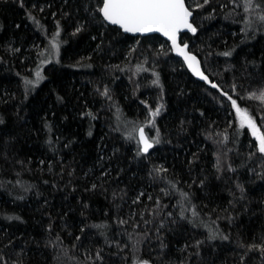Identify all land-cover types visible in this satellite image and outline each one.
I'll list each match as a JSON object with an SVG mask.
<instances>
[{
	"label": "trees",
	"instance_id": "16d2710c",
	"mask_svg": "<svg viewBox=\"0 0 264 264\" xmlns=\"http://www.w3.org/2000/svg\"><path fill=\"white\" fill-rule=\"evenodd\" d=\"M211 1L180 40L218 89L159 35L107 25L102 0H0V264H264V154L232 105L264 134L245 97L264 89V0Z\"/></svg>",
	"mask_w": 264,
	"mask_h": 264
},
{
	"label": "snow or ice",
	"instance_id": "6c2138e0",
	"mask_svg": "<svg viewBox=\"0 0 264 264\" xmlns=\"http://www.w3.org/2000/svg\"><path fill=\"white\" fill-rule=\"evenodd\" d=\"M208 2L209 0H204V4ZM21 6H23V4H21ZM202 6L203 5H197V7ZM244 7L246 11L252 8L253 0H244ZM256 7L259 8V5H256ZM98 12L105 21L114 25H119L125 32H163L164 35L172 40L173 45L185 56L187 61H195L194 56L185 53L184 49L179 48L176 44V33L181 28H187L192 32L196 31L188 22V17L191 15V12L185 7V0H102V7L98 9ZM258 19L264 21V15H260ZM79 30L78 28L77 31ZM58 34L57 32L55 35ZM52 47L58 48V45L53 42ZM186 47L187 45H184V48ZM223 55L227 56L230 55V53L225 52ZM189 67H192V63H189ZM198 74L201 75L203 79L207 80V77L203 76L202 73ZM37 77L38 79L42 78L39 72H37ZM25 83L32 84V81H25ZM153 83H158V80L153 81ZM213 87H216V85L213 84ZM105 94L107 93L105 92ZM225 95L227 94L225 93ZM249 98L257 99L264 103V89H262L259 94L250 93ZM229 99H231V97H229ZM232 105L236 108L237 113L241 115L242 125L246 121L248 127L252 129L253 135L256 136L258 140V151L264 154V134L257 135L254 121L248 116L246 110L242 111L239 109L235 100H232ZM159 111L160 108H157L152 115H158ZM140 137V142L143 145L140 151L147 152L148 149L152 147V143H149L148 140L144 138L143 128L140 129ZM93 187H95V185H93ZM9 219H12V217H9ZM225 239L227 238L225 237ZM249 247L253 248L260 246L250 245ZM262 251H264V249H262ZM143 264H148V262L144 261Z\"/></svg>",
	"mask_w": 264,
	"mask_h": 264
},
{
	"label": "rangeland",
	"instance_id": "374dc122",
	"mask_svg": "<svg viewBox=\"0 0 264 264\" xmlns=\"http://www.w3.org/2000/svg\"><path fill=\"white\" fill-rule=\"evenodd\" d=\"M200 1L201 2H203V4H204V0H185V4H186V6L189 8V10L190 11H192V14L194 15V10L196 9V7H197V5H200ZM212 1L211 0H209V2L208 3H211ZM207 3V4H208ZM102 18V17H101ZM103 20V19H102ZM191 22H192V24H193V26L195 27V25H194V23H193V16H192V19H191ZM30 69V67L29 66H26V71H28ZM233 89H235V86H233L232 87ZM236 94H237V92H236ZM248 96V95H247ZM247 96H245L246 97V99H249V97H247ZM241 98H242V100H243V96L241 95ZM148 105V107L149 108H151V110H150V113H149V110L145 113L144 111V115H143V117H141L140 119H145L146 121H147V119H148V121H149V123H151V125H149L148 126V132H149V134H151V135H153V134H155V132H156V130L158 129V119H159V117L161 116V113H162V111H163V109H162V107L160 106V107H156L155 108V106L153 105H150V104H147ZM157 108H160V111H159V114L158 115H155V116H153L152 115V113L153 112H155V110L157 109ZM150 114V115H149ZM149 116V117H148ZM156 120H157V126L155 125V122H156ZM148 123V124H149ZM153 123H154V125H153ZM156 126V127H155ZM167 142V144H169L170 143V140H167L166 141ZM126 150V149H125ZM131 150V153H134L133 152V150L130 148V149H127L126 150V152H128V151H130ZM154 151L155 150H152L149 154H145L146 156H144L143 158H145L144 159V164H145V162H147L148 163V160H149V158H151L150 156H153L154 155ZM104 160V159H103ZM155 163H156V165H155V167H153V166H150L149 164L147 165V164H145V165H147V167H148V170H153L156 174H157V176H158V178L161 180H163V177H164V175H162V171L161 170H163V167H164V165H161V162H158V161H155ZM161 169V170H160ZM148 178H150L151 179V175L149 174V176H148ZM160 189V188H159ZM160 190H162V189H160ZM144 195L145 194V198L143 199V200H141L140 199V197H141V195ZM125 196H128V194L126 193L125 194ZM156 198H157V203H159V197L158 196H156ZM134 200H135V203H141L143 206L145 205V203L147 202V201H149V193L147 192V191H143V188H141L140 187V189L138 190V194L134 197ZM130 201V199H128V200H126V202H127V205H129V203H130V206L133 204V201H132V199H131V201ZM128 208H130L129 206H128ZM115 216V214H113L112 216H111V222L113 223V225H115L116 227H117V223H118V221H119V219H116V217H114ZM168 218H169V220L171 219H173V217L171 216V215H168ZM109 222V221H108ZM107 222V223H108ZM110 223V222H109ZM114 226V227H115ZM115 230V229H114ZM96 232V231H95ZM125 235L126 234H124V232L122 231V233H121V231H118L117 232V228H116V230H115V239L113 240V241H110V240H108V241H106V245H109L110 246V244H112V246H116V247H120L119 248V250L120 249H123V247L125 246H122V243H123V239L125 240ZM107 239V238H106ZM103 240H105V239H103ZM115 243V244H114ZM81 249H82V247H81ZM85 249H83L82 251H84ZM85 252H86V250H85ZM148 264H150V263H148Z\"/></svg>",
	"mask_w": 264,
	"mask_h": 264
},
{
	"label": "water",
	"instance_id": "95a60500",
	"mask_svg": "<svg viewBox=\"0 0 264 264\" xmlns=\"http://www.w3.org/2000/svg\"><path fill=\"white\" fill-rule=\"evenodd\" d=\"M100 7H102V2H101ZM185 7L188 8V7L186 6V4H185ZM188 10H189V8H188ZM189 11H190V10H189ZM190 12H191V15L188 17V22L192 25V27H194L193 24H192V22H191V19H192L193 14H192V11H190ZM100 16L102 17V15H100ZM102 19H103V17H102ZM103 21H104L106 24L110 25V26H115V27H117V28L120 29L123 33L128 34V35H130V36L137 37V36H147V35H151V34H157V35H159L160 37H162L164 40H166V41L168 42L169 48H170V50H171V53H172L173 55H175L176 57H178L179 59L182 60V62H183V64H184L185 68L188 70V72H189V73H190L195 79H197V80L200 81V82L205 83V84L208 85V86L213 87V84H214V83H211V82H210L209 77L205 74V72H204L203 69L201 68V62H200V59L198 58V56L189 50V46H188L187 44H185V43H181V42H180V33H189V34H193L194 32L188 30L187 28H181V29L176 33V44L179 46V48H183L185 53L189 54L190 56H194V57H195V61H187V60L185 59V56L182 55V54L180 53V51L177 49V47H175V46L173 45L172 40L169 39L168 36L164 35L163 32H157V31H153V32H144V33H139V32H125L122 28H120L119 25L111 24L110 22L105 21L104 19H103ZM184 45H187V47L184 48ZM189 63H192V67H189ZM198 73H202L203 76H206V77H207V80L203 79V78L201 77V75H199ZM214 85H215V84H214ZM246 124H247V122H246ZM247 125H248V124H247ZM141 128L144 129L143 126H140V127L137 128V131H136V135H137V139H138V143H139L140 149H141L142 146H143L142 143L140 142V141H141V137H140V129H141ZM249 130H250V132H251L252 137L256 140V142H257V144H258V140H257L256 136L253 135V131H252V129L249 128ZM256 132H257V135H260L257 129H256ZM144 138H145L146 140H148L149 143H152V147H153V142H152V141L149 139V137L147 136V134H146V132H145V129H144ZM152 147L149 148L147 152H142V151H141V152H142L143 154H148V153L150 152V150L152 149Z\"/></svg>",
	"mask_w": 264,
	"mask_h": 264
},
{
	"label": "flooded vegetation",
	"instance_id": "af4514ba",
	"mask_svg": "<svg viewBox=\"0 0 264 264\" xmlns=\"http://www.w3.org/2000/svg\"><path fill=\"white\" fill-rule=\"evenodd\" d=\"M108 25V24H107ZM195 28V27H194ZM196 29V28H195ZM121 31V30H120ZM122 32V31H121ZM137 37H141V36H137ZM180 42H181V40H180ZM182 43V42H181ZM186 44V43H185ZM189 50H190V48H189ZM171 51V50H170ZM191 51V50H190ZM192 52V51H191ZM194 53V52H193ZM195 54V53H194ZM199 58V57H198ZM201 62V61H200ZM184 65V64H183ZM185 67V66H184ZM201 68H202V65H201ZM206 74V73H205ZM207 75V74H206ZM208 76V75H207ZM209 77V76H208ZM210 79V78H209ZM210 82L211 83H214L215 85H216V87H211V86H209V87H211V88H215V89H218L219 87H218V84L215 82V81H212L211 79H210ZM205 84V83H204ZM208 86V85H207ZM256 126V125H255ZM144 127V126H143ZM249 128V127H248ZM145 129V128H144ZM256 129L258 130V132H259V129H258V127H256ZM250 131V130H249ZM251 133V132H250ZM260 134V133H259ZM150 139V138H149Z\"/></svg>",
	"mask_w": 264,
	"mask_h": 264
}]
</instances>
